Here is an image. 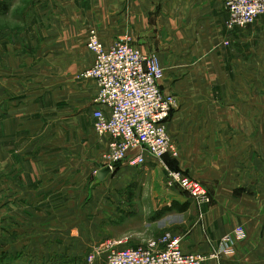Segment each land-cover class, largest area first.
I'll list each match as a JSON object with an SVG mask.
<instances>
[{"label":"crops","instance_id":"obj_1","mask_svg":"<svg viewBox=\"0 0 264 264\" xmlns=\"http://www.w3.org/2000/svg\"><path fill=\"white\" fill-rule=\"evenodd\" d=\"M69 1L73 2L72 6L82 3L76 0ZM84 3L95 12L101 8V11L108 13L105 2L103 4L102 0H84ZM184 6L181 8L179 19L175 18L174 7L167 11L171 23L164 22L162 28L173 35L170 41L173 49L167 52L173 55L181 53L178 60L182 75L185 71L187 72L186 63L191 60L198 58L204 66L198 68L199 65H195L194 73L188 72L185 75L188 80H183L181 85L175 83L172 91L184 87L185 89L182 90L184 93L194 91L206 93L211 95V100L188 103L186 108L182 106L173 113L169 130L175 139V145L178 143L176 147L179 154L177 157L165 156L164 159L170 167L182 171L204 185L210 193V203L198 204L186 193H182L177 186H167L163 165L148 153H145L144 164L130 166L126 161L117 163L103 180H98L96 173L100 167L105 166V163H100V158L108 150L110 138L98 137L92 126V111L98 106L94 103L97 93L95 81L74 80L78 72L89 67L93 62V55L85 46L84 31L87 25L92 23L88 17L87 20L84 17L77 23L69 22L70 31L67 34L61 32V24H59V37L54 39L57 48L53 51V55H58L56 67L59 74L68 79L67 85L58 89L44 90L34 100L18 98L15 102H10L16 115L7 113L5 116L7 121L10 116L12 125L16 124L17 129L12 128L13 133L6 136V140L16 143L29 135L22 132L24 126L21 122L25 117L21 118V113L17 111L31 104L38 107L39 101L45 104L46 108L43 109L51 110L56 115L53 118L56 121H52L54 130L55 126L60 129L56 134L42 133L38 136V140L42 139V148L38 150L36 158L27 155L25 150L20 151V157H26L27 165L17 168L18 171L22 169V181L26 184L21 186L12 184L6 188L19 190L20 187L21 190H25L23 187L32 186V190L37 186L38 193H35L37 196L27 198L33 205L52 199L61 202V195H64L62 200L67 202V205L75 206L76 201L81 200L83 191L93 193L100 188L116 190V197L123 198V201H118L123 204V213L130 210L132 213L141 214L146 206L172 205V211L186 215L179 224L183 251L205 255L204 264H264V161L257 156L264 158V130H260V127L264 125V113L260 115H254L252 112L242 113L244 108L250 111L254 109L257 112L264 110V95H262L264 81L260 79L255 85L257 94L260 95L255 103L253 99L252 102L240 106L232 102L234 99L232 95L236 93L237 78L245 80L243 81L245 92L253 91V77L264 78V64H262L264 54L254 53L253 48L257 41L253 36L264 30V22H257L252 27L248 26L249 29L243 33L238 34L235 32L236 29L233 33H228L224 27L226 12L222 0H188ZM135 12L144 11L136 9ZM176 20H179L181 25H176ZM201 23L207 24V28L201 29V34L206 36L203 43L199 41L200 37L195 40L189 37L187 32L192 26L193 28L202 27ZM107 27H109V33L101 36L106 46L124 35L123 26H121L122 29L119 28L120 25L112 27L107 22L103 28L107 29ZM144 28L147 30L145 38H149L153 27L146 22ZM178 30L180 32L177 35ZM206 30L211 31L214 38L207 36ZM224 36L229 39L230 48H223L220 45L218 40ZM134 39L133 34L131 40L134 41ZM77 41L83 46L79 48L80 50L76 48ZM202 46L206 52L201 56H194L198 55ZM138 47L145 51L148 45H138ZM208 62H211L213 66L207 67ZM254 63L256 66H253ZM197 76H200L199 84L201 85L197 86L199 89L196 87L191 89L193 85L190 84L189 79ZM246 79H251L248 86L245 84ZM185 84L188 85L185 86ZM160 85L162 90L168 93L161 83ZM192 109L202 111L197 120L200 122L196 123L195 127L189 123L191 121L189 117H185ZM237 116L240 117L237 118ZM66 124L74 127L72 135L67 136L66 132L61 133V127H65ZM238 125L243 126V129L237 130ZM232 136L235 139L239 136L260 145L257 153L251 152L249 155L251 164L255 166L246 168L239 177L236 176V171L228 166L229 160H225L234 153L228 144ZM214 142L221 143L222 150L219 153L212 145ZM12 152H7L6 157L12 159ZM210 159H213V165ZM11 165L13 166V161ZM258 171L260 175L258 174V180L254 181L253 176L256 177ZM87 181L89 185L85 190L84 185ZM141 188L147 190L146 198H139ZM78 189H80L79 193ZM129 193L134 197L131 204L126 199ZM22 196L20 199H26ZM89 202L91 205L93 201L89 200ZM164 209L170 210L169 207ZM238 225L244 228V239L235 242L233 253H219L220 239Z\"/></svg>","mask_w":264,"mask_h":264},{"label":"rangeland","instance_id":"obj_2","mask_svg":"<svg viewBox=\"0 0 264 264\" xmlns=\"http://www.w3.org/2000/svg\"><path fill=\"white\" fill-rule=\"evenodd\" d=\"M79 1L82 3L72 6L73 2L69 0H0V264H86L88 255L109 240L115 242V248H121L140 245L165 230H172L181 235V225L179 224L186 215L172 211V205H164V207L161 206L162 208L159 205L154 206L155 208L146 206L141 214L139 212L132 213L130 210L123 213V204L118 203L119 200L123 201V198L116 197V190L101 188L93 193L83 191L81 200L76 201L75 206L67 205V202L62 200L64 195H61V202L52 199L33 205L27 198L37 196L35 194L38 193L36 185V188L32 190V186L23 187L25 190H21L20 187L19 190L6 188L12 184L19 186L26 184L22 181V169L18 171L17 168L27 165V159L20 157V151L25 150L27 155L36 158L38 150L42 148V139L38 140V136L42 133L56 134L60 129L55 126L54 130L52 121L55 120L53 118L56 115L51 110L43 109L46 108L45 104L39 101L38 107L31 104L21 111H17V113H21V118L25 117L21 122V125L24 126L22 132L29 135L16 143L6 140V136L13 133L12 128L17 129L16 124L12 125L10 116L9 121L5 116L7 113L16 115V112L11 108V101L15 102L18 98L34 100L44 90L58 89L67 85L66 80L68 79L63 78L56 67L58 55H53V51L57 48L54 39L59 37V24H61V32L67 34L70 31L69 22L77 23L84 17L87 20L88 17L92 23L88 24L84 31L86 40L90 31L93 30L101 41V36L107 35L110 31L109 27L103 28L107 22L112 27L120 25L119 28L124 27V35L140 51L156 54L163 70L160 83L165 91L176 97L177 101L166 125L173 142L175 139L169 130V122L173 113L182 106L186 108L188 103L211 100V95L206 93L195 91L184 93L182 92L184 87L172 91V86L175 83L181 85L183 80H188L185 75L188 72L194 73L195 65H199L198 68L204 66V63L198 61V58L194 60L195 62L191 60L186 63L187 66L184 64L187 67V72L185 71L182 75L178 60L181 53L173 55L167 52L173 49L170 43L173 37L172 33H168L162 28L164 22L171 23L167 11L174 7L175 18L179 19L181 8L185 7L188 0H102L103 4L105 2L108 13L101 11V8L95 12L89 5H85L84 0H76V2ZM222 3L224 8V0ZM136 9H141L144 12L136 13ZM225 12L227 20V11L225 10ZM226 20L224 22L226 31L233 33L235 30H229L226 27ZM176 21V25H181L179 20ZM146 22L153 27L149 38H145L147 30H145L144 24ZM257 22H264V16L259 17L248 26L252 27ZM248 26L236 28L235 32L243 33L249 29ZM203 28H207L206 23L200 28L192 26L190 31H187L189 37L195 40L200 37L199 41L203 43L202 41L206 37L201 34ZM179 32L180 30L177 35ZM205 32L207 36L214 38L211 31L206 30ZM133 34L136 39L134 41L131 40ZM253 37L258 41V44L257 41L254 43V53L264 54V30ZM218 41L223 48H230L227 36ZM77 44V49L83 48L78 41ZM136 44L139 46L148 45V48L144 51ZM205 52L202 46L198 55L194 56H201ZM211 65L213 66L211 62L206 63L207 67H211ZM253 66H256V63ZM78 74L79 72L75 75L74 80L79 79ZM199 79L200 76L189 79L190 84L193 85L191 89L195 87L199 89L197 87L201 85ZM260 79L264 81V78L253 77V91L245 92L243 88L245 80L237 78L236 93L232 95L234 98L232 102L240 106L252 102L253 99V103H255L256 98L260 97L255 88ZM250 81L251 79H246L245 84L248 86ZM248 112L260 115L264 113V110L259 112L254 109L252 111L245 110V108L242 110V113ZM200 113H202L201 110L192 109L189 111V115L185 116L189 117L188 119L191 120L189 123L193 127L200 122L197 121ZM239 117L237 116V118ZM254 128L258 131L256 126ZM241 129L243 126L238 125L237 130ZM261 129L264 130V125L260 127ZM61 130L62 134L66 132L68 136L72 135L74 127L66 124L65 127H61ZM228 144L234 153L225 160H229L228 166L236 171L237 177L246 168L255 166L251 164L249 155L251 152L257 153V149L260 150V145L239 136L236 139L232 136ZM212 145L218 150V153L222 150L220 142H214ZM11 151H13L12 159L6 157V153ZM106 153L107 151L100 158L102 164L106 161ZM257 156L264 161L260 155ZM210 160L213 165V159ZM11 161H13V166ZM258 174L259 171L256 172L257 178L253 176L254 181L258 180ZM88 185L87 181L84 185L85 190ZM27 188L30 189L27 190ZM79 192L80 189H78ZM181 192L185 193L182 190ZM239 192L242 191L239 190ZM21 195L26 199H20ZM146 195L147 190L141 188L140 197L136 196L146 198ZM126 196L127 201L131 204L134 197L130 193ZM139 198L136 199L139 200ZM89 200L93 201L91 205ZM165 207H170V210L164 209ZM163 216L167 218L164 219ZM102 256L96 254L92 264H101Z\"/></svg>","mask_w":264,"mask_h":264},{"label":"built area","instance_id":"obj_3","mask_svg":"<svg viewBox=\"0 0 264 264\" xmlns=\"http://www.w3.org/2000/svg\"><path fill=\"white\" fill-rule=\"evenodd\" d=\"M224 8L229 30L247 27L264 16V0H224ZM85 44L93 62L78 78L94 80L97 86L92 126L98 137L110 138L105 166L113 170L123 161L139 166L148 153L163 165L167 186L179 187L198 204L210 203L204 185L165 162V156L178 154L166 128L177 101L161 88L163 70L156 54L140 51L125 35L106 46L93 30ZM244 237V228L235 227L220 239L218 252L233 253L235 242ZM181 240L172 230L135 246L115 248L109 240L88 255L86 264H92L96 254L103 255L101 264H204L205 255L183 251Z\"/></svg>","mask_w":264,"mask_h":264},{"label":"water","instance_id":"obj_4","mask_svg":"<svg viewBox=\"0 0 264 264\" xmlns=\"http://www.w3.org/2000/svg\"><path fill=\"white\" fill-rule=\"evenodd\" d=\"M111 169L108 166L100 167L96 173L98 180H103L108 173H110Z\"/></svg>","mask_w":264,"mask_h":264},{"label":"trees","instance_id":"obj_5","mask_svg":"<svg viewBox=\"0 0 264 264\" xmlns=\"http://www.w3.org/2000/svg\"><path fill=\"white\" fill-rule=\"evenodd\" d=\"M170 208V207H169Z\"/></svg>","mask_w":264,"mask_h":264}]
</instances>
